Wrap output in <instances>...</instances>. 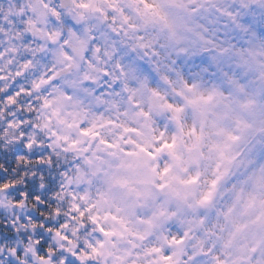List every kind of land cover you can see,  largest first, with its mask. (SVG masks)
<instances>
[{
  "label": "clouds",
  "instance_id": "clouds-1",
  "mask_svg": "<svg viewBox=\"0 0 264 264\" xmlns=\"http://www.w3.org/2000/svg\"><path fill=\"white\" fill-rule=\"evenodd\" d=\"M0 264H264V0H0Z\"/></svg>",
  "mask_w": 264,
  "mask_h": 264
}]
</instances>
